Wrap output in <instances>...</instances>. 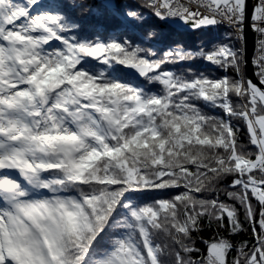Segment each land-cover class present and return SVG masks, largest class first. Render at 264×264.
<instances>
[{
	"label": "snow or ice",
	"instance_id": "obj_1",
	"mask_svg": "<svg viewBox=\"0 0 264 264\" xmlns=\"http://www.w3.org/2000/svg\"><path fill=\"white\" fill-rule=\"evenodd\" d=\"M85 8L0 0V264H264V0Z\"/></svg>",
	"mask_w": 264,
	"mask_h": 264
},
{
	"label": "trees",
	"instance_id": "obj_2",
	"mask_svg": "<svg viewBox=\"0 0 264 264\" xmlns=\"http://www.w3.org/2000/svg\"><path fill=\"white\" fill-rule=\"evenodd\" d=\"M65 3H70V0H64ZM106 0H86V3L91 5V9H76L75 15L78 17L76 23L81 24L82 30L90 31L96 30L99 31L97 34H101L105 31L113 32L120 31L123 28L121 23L122 17L119 16L120 8H123L127 4L137 3L138 0H110L112 6H117L115 8L116 15H113V10L111 7L105 8ZM184 37L189 44H200L202 41H208L210 37H223L227 38L226 34L231 32V28L227 26H222L220 28L214 29L211 33L202 34L191 29H183ZM216 42V41H212ZM197 63H204L203 61H197ZM215 71V69H214ZM247 228V225H246ZM205 233L199 234V236H204ZM242 236L247 238L248 233L245 231L242 233ZM199 238V237H198ZM202 247L203 245H198Z\"/></svg>",
	"mask_w": 264,
	"mask_h": 264
},
{
	"label": "water",
	"instance_id": "obj_3",
	"mask_svg": "<svg viewBox=\"0 0 264 264\" xmlns=\"http://www.w3.org/2000/svg\"><path fill=\"white\" fill-rule=\"evenodd\" d=\"M246 34H247V40H246L247 51H248L249 56L251 57V56H253V53L255 51V31L253 28L247 27L246 28ZM246 72L254 80L258 79L256 76L254 66H253L251 60H249V63H248L247 68H246Z\"/></svg>",
	"mask_w": 264,
	"mask_h": 264
},
{
	"label": "built area",
	"instance_id": "obj_4",
	"mask_svg": "<svg viewBox=\"0 0 264 264\" xmlns=\"http://www.w3.org/2000/svg\"><path fill=\"white\" fill-rule=\"evenodd\" d=\"M223 26H227L228 27V25L225 23ZM258 40H259V35H258V33L256 32V30H255V51H254V55H255V53H256V45H257V42H258ZM253 55V56H254Z\"/></svg>",
	"mask_w": 264,
	"mask_h": 264
},
{
	"label": "rangeland",
	"instance_id": "obj_5",
	"mask_svg": "<svg viewBox=\"0 0 264 264\" xmlns=\"http://www.w3.org/2000/svg\"><path fill=\"white\" fill-rule=\"evenodd\" d=\"M254 31H255V29H254ZM253 55H254V53H253Z\"/></svg>",
	"mask_w": 264,
	"mask_h": 264
}]
</instances>
